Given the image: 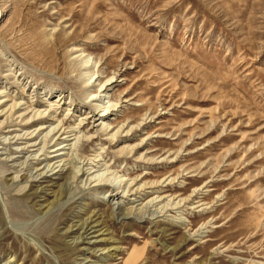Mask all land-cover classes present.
<instances>
[{"label": "rangeland", "instance_id": "1", "mask_svg": "<svg viewBox=\"0 0 264 264\" xmlns=\"http://www.w3.org/2000/svg\"><path fill=\"white\" fill-rule=\"evenodd\" d=\"M0 92V264H264V0H0Z\"/></svg>", "mask_w": 264, "mask_h": 264}, {"label": "bare ground", "instance_id": "2", "mask_svg": "<svg viewBox=\"0 0 264 264\" xmlns=\"http://www.w3.org/2000/svg\"><path fill=\"white\" fill-rule=\"evenodd\" d=\"M88 63V62H87ZM89 82H91V80L90 81H88V83ZM114 82V81H113ZM113 82L112 83H109L107 86H106V88H105V90L104 91H106L107 90V88H108V86L109 85H111V84H113ZM107 83V82H106ZM105 83V84H106ZM105 84H103L102 85V87L105 85ZM2 95V92H0V96ZM7 100V99H6ZM61 100L62 99H60L59 100V102H61ZM93 100V99H92ZM5 102V100L4 101H0V105H2L3 103ZM22 102H14V103H12V105H10V109L8 110V111H11V113H13V111H15L18 107L19 108H21V104ZM24 104V103H23ZM116 106H117V104H113V105H111V106H109L108 107V109H110V110H112V111H114V110H118V109H116ZM51 108H52V106H51ZM57 108H59V106L57 107ZM108 109L106 110V111H104L103 113H101L100 114V118H106V116L109 114L108 112ZM56 110V109H55ZM8 111H6V112H8ZM3 112L4 111H2L1 113H0V117L2 116V115H4V114H6V113H4L3 114ZM16 112V111H15ZM41 112V111H40ZM45 113V112H44ZM36 114V113H35ZM40 114V113H39ZM41 114H43V113H41ZM97 114H99V113H96L95 115H97ZM11 116V115H10ZM24 116V114H22V115H20V117H23ZM35 117V116H34ZM40 117V116H39ZM92 117H94V115L92 116ZM91 117V118H92ZM9 118V117H8ZM25 118L23 117L22 119H21V121H23ZM31 119V118H30ZM29 119V120H30ZM52 120H54V119H52ZM83 122V121H82ZM5 123V121H3L1 124L3 125ZM27 124H28V121H27ZM82 124V123H81ZM104 125V124H103ZM57 126H59V125H57ZM45 127V126H44ZM44 127L43 126H41L39 129L41 130H43L44 129ZM109 127L110 126H108V125H104L103 127H102V129H101V131L102 132H105L106 133V135H108V133H107V131H108V129H109ZM57 128H59L56 132H55V130L57 129ZM36 130H38V129H36ZM36 130H34V131H32V132H27L26 133V137H24V136H19V135H17V136H19L18 137V139H28L29 141L30 140H33V138L36 136V135H34V133L36 132ZM40 130H39V132L38 133H40ZM63 130V127H56V128H54V129H52V131L51 132H55L54 133V136H58V135H60L59 137H58V139H60L61 137L62 138H64V140H66V141H68L67 140V135L66 136H62V135H64L65 133L67 134V133H69V132H66V131H64L62 134H60L61 133V131ZM73 130V129H72ZM71 131V130H70ZM74 131V130H73ZM120 133V130H118L117 132H115V133H113V134H111L110 135V139L113 141L114 139H115V137L118 135ZM16 136V137H17ZM30 136V137H29ZM48 140V139H47ZM29 141H27V142H29ZM46 141V140H45ZM44 141V142H45ZM49 141V144H50V140H48ZM47 142V141H46ZM40 144V143H39ZM47 144V143H46ZM43 145V144H42ZM29 147H32V146H37V142L35 143H33V144H31V145H28ZM59 149L58 150H56V151H54V152H57V151H60V150H62V149H64L65 147L63 146V145H61V146H57ZM44 149V148H43ZM25 150H28V148L26 149V147H24L23 149H21L20 150V152H24ZM47 150L48 149H46L45 151L47 152ZM19 150H17V152H18ZM37 152H39V150L37 151ZM53 152V151H52ZM46 154V153H45ZM58 154H64V153H58ZM61 155V156H62ZM56 157H53L54 159H56V158H58L59 156H57V154L55 155ZM37 157V156H36ZM36 157L34 158V159H36ZM52 158V159H53ZM47 160V159H46ZM51 161V160H50ZM61 161V160H60ZM52 163H50V165H49V167L51 166V169H52V171H54L55 169H57V168H59V170L56 172V173H54V174H57V173H60V171L61 172H63L65 169H63L62 167H64V166H61L60 165V163H59V165H56L57 164V160H56V162L53 164V165H51ZM65 164V163H64ZM88 166V165H87ZM44 170L43 171H41V172H39L40 174L39 175H42V178H44V177H47V169H49L48 167H45L44 166ZM65 168H66V166H65ZM50 169V170H51ZM84 171V170H83ZM50 172V171H49ZM86 172V171H85ZM38 173V172H37ZM38 175V174H37ZM77 175V174H76ZM88 175V174H87ZM39 177V176H38ZM97 180V179H96ZM100 180V179H99ZM103 180V179H102ZM137 180V178H135L134 180H133V182L131 183V186L129 187V181H127V182H125V183H128V187H129V189H128V191H127V193H129L130 194V192H133V193H131V195H133V194H137V193H141L142 191H145V189L147 188L146 186H147V184H149V182H144V184H141V186L140 185H138V181H137V183L136 182H134V181H136ZM173 180V179H172ZM171 180V181H172ZM109 181V180H108ZM121 181H124V180H121ZM166 181V180H165ZM104 182V181H103ZM114 182V181H113ZM117 182V181H116ZM100 183V182H99ZM102 183V182H101ZM111 183H112V181L111 182H104L103 183V186H109V185H111ZM119 183V182H118ZM135 183V184H134ZM152 183V184H151ZM150 184L152 185L151 187H155V186H153L154 184H155V181H154V183L153 182H151ZM120 184V183H119ZM169 184V183H168ZM113 185H114V183H113ZM138 185V186H137ZM115 186V185H114ZM117 186V185H116ZM115 186V187H116ZM121 186V185H120ZM119 186V187H120ZM137 186V187H136ZM159 186V185H158ZM162 186V185H161ZM118 187V186H117ZM162 188V187H161ZM119 189V188H118ZM117 189V190H118ZM121 189V188H120ZM124 189V188H123ZM125 190H126V188H125ZM141 190V191H140ZM122 193H124V191H122V192H117V193H115V196L116 195H120V194H122ZM128 194V195H129ZM124 196H125V194H123ZM113 196V195H112ZM123 196V197H124ZM159 196H157L156 198H158ZM155 198V197H154ZM155 198V199H156ZM154 199V200H155ZM184 200V199H183ZM152 201V200H151ZM159 201V200H158ZM121 202V201H120ZM171 202V201H170ZM176 202V201H175ZM122 203V202H121ZM152 204V203H151ZM118 205H120V204H118ZM164 206V205H163ZM142 210V209H141ZM137 212V211H136ZM144 213V212H143ZM142 213V214H143ZM95 220H93V219H91L90 220V222H94ZM99 223V222H98ZM98 223L97 224H94V225H92V227H90V224H87V227H85V229H84V232L87 234L86 235V237H82V240L84 241L85 240V238H88V236L89 235H91L90 233H92V232H96V230H94V231H92L93 230V228L95 229V227L96 226H98ZM90 227V228H89ZM100 230V229H99ZM98 230V231H99ZM102 234V233H101ZM99 241H105V239H101V240H99ZM99 241H93V242H99Z\"/></svg>", "mask_w": 264, "mask_h": 264}]
</instances>
